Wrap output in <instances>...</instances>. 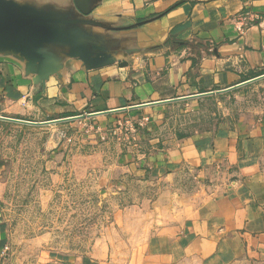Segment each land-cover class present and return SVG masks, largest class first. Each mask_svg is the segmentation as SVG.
<instances>
[{
  "label": "crops",
  "instance_id": "obj_1",
  "mask_svg": "<svg viewBox=\"0 0 264 264\" xmlns=\"http://www.w3.org/2000/svg\"><path fill=\"white\" fill-rule=\"evenodd\" d=\"M84 18L96 22L85 25L95 42L127 64L88 69L60 53L58 72L40 84L24 61L0 52V116L138 125L142 140L121 161L127 177L157 186L165 205L141 233L101 237L79 264H264V106L208 111L264 75V0H93ZM188 175L200 191L182 213L167 199ZM6 245L0 216V261Z\"/></svg>",
  "mask_w": 264,
  "mask_h": 264
},
{
  "label": "rangeland",
  "instance_id": "obj_2",
  "mask_svg": "<svg viewBox=\"0 0 264 264\" xmlns=\"http://www.w3.org/2000/svg\"><path fill=\"white\" fill-rule=\"evenodd\" d=\"M218 102L208 111L214 106L259 110L264 79ZM139 129L132 124L99 129L79 121L31 126L0 119V216L7 230L0 264H79L101 237L139 234L143 219L161 218L163 192L145 178L127 177L121 161L142 140ZM180 181L181 192L167 202L184 213L200 184L193 175Z\"/></svg>",
  "mask_w": 264,
  "mask_h": 264
},
{
  "label": "water",
  "instance_id": "obj_3",
  "mask_svg": "<svg viewBox=\"0 0 264 264\" xmlns=\"http://www.w3.org/2000/svg\"><path fill=\"white\" fill-rule=\"evenodd\" d=\"M75 7L68 11L38 7L16 0H0V52L10 53L25 62L26 72L34 74L36 83L45 84L61 67V54L79 58L86 68L95 69L121 62L95 42L98 35L89 32L85 25L96 24L84 18L91 12L93 0H74ZM264 78V75L244 82L246 85ZM238 86L218 91L235 89ZM213 94V92L208 93ZM170 101V100H168ZM82 117V116H78ZM78 117L48 122H35L0 116V119L32 125H46L70 121Z\"/></svg>",
  "mask_w": 264,
  "mask_h": 264
}]
</instances>
